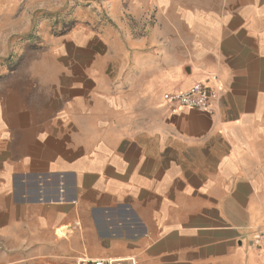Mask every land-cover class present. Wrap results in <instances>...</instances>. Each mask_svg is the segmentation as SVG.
Returning <instances> with one entry per match:
<instances>
[{"label": "crops", "instance_id": "1", "mask_svg": "<svg viewBox=\"0 0 264 264\" xmlns=\"http://www.w3.org/2000/svg\"><path fill=\"white\" fill-rule=\"evenodd\" d=\"M130 8L144 38L74 24L0 78V264H264V0ZM200 82L211 113L165 107Z\"/></svg>", "mask_w": 264, "mask_h": 264}, {"label": "rangeland", "instance_id": "2", "mask_svg": "<svg viewBox=\"0 0 264 264\" xmlns=\"http://www.w3.org/2000/svg\"><path fill=\"white\" fill-rule=\"evenodd\" d=\"M132 0H25V23H19L14 31L21 35L0 39V78L11 73L24 60L25 49L31 45L41 47L49 35L60 37L74 24L91 23L96 28L109 27L122 30L129 39L144 38L146 28L158 21L155 13L144 16L141 7L135 13L130 11ZM142 2V0H137ZM98 31V30H97ZM122 33V32H121ZM125 54L131 48L125 46ZM120 55L111 52V55Z\"/></svg>", "mask_w": 264, "mask_h": 264}, {"label": "built area", "instance_id": "3", "mask_svg": "<svg viewBox=\"0 0 264 264\" xmlns=\"http://www.w3.org/2000/svg\"><path fill=\"white\" fill-rule=\"evenodd\" d=\"M217 90L205 85L197 83L184 92H169L163 94L162 100L165 107L171 113H176L179 109H193L198 111L212 112L211 105L217 100ZM252 244L256 249L264 252V239L258 234L252 240ZM131 264H134L132 259ZM76 264H126V262L115 259H89L80 258Z\"/></svg>", "mask_w": 264, "mask_h": 264}]
</instances>
